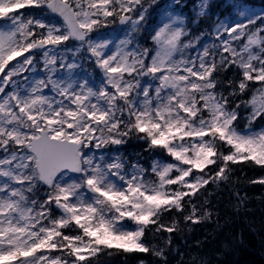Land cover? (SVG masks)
Masks as SVG:
<instances>
[{"label":"snow or ice","instance_id":"6c2138e0","mask_svg":"<svg viewBox=\"0 0 264 264\" xmlns=\"http://www.w3.org/2000/svg\"><path fill=\"white\" fill-rule=\"evenodd\" d=\"M186 7L0 0V264H213L174 239L264 186V7Z\"/></svg>","mask_w":264,"mask_h":264},{"label":"trees","instance_id":"16d2710c","mask_svg":"<svg viewBox=\"0 0 264 264\" xmlns=\"http://www.w3.org/2000/svg\"><path fill=\"white\" fill-rule=\"evenodd\" d=\"M167 0H159L161 4ZM247 2L256 8L264 7V0H247ZM228 0H214L212 5L213 13L220 12L225 9ZM29 14L27 9L20 10ZM121 151L128 153L140 152L141 148L136 142H130L125 145ZM142 156L147 159L148 153H142ZM260 170L245 168L243 174L237 173L242 179L244 176L250 179H255L262 175ZM250 197V203L247 205V210H241L239 214L234 213L231 208L227 210V223H225V212L222 211L220 217V227L215 223H205L194 226L191 233L185 232L181 236H176L174 244L179 245L181 251L185 253V259L190 258L191 253L197 252L194 247L197 240L204 241L200 254L212 259L213 264H264V202L256 199L264 193V186L259 184H249L245 180L242 185H239ZM223 204L235 203L234 200L229 201L227 193L222 201ZM186 242V243H185ZM227 244L228 248L224 249ZM224 249V252L219 257L216 252ZM153 259L149 254L132 253L128 257V264H136L137 259ZM171 264H177L180 259L175 253L169 256ZM101 260L104 264H124L122 255H113L111 257L102 256ZM154 264L156 262L154 261Z\"/></svg>","mask_w":264,"mask_h":264},{"label":"rangeland","instance_id":"374dc122","mask_svg":"<svg viewBox=\"0 0 264 264\" xmlns=\"http://www.w3.org/2000/svg\"><path fill=\"white\" fill-rule=\"evenodd\" d=\"M190 2H191L190 8H193V5H194L195 3H197L198 0H190Z\"/></svg>","mask_w":264,"mask_h":264}]
</instances>
